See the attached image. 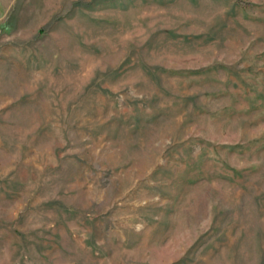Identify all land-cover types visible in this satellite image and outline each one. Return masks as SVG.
Returning <instances> with one entry per match:
<instances>
[{"label":"rangeland","instance_id":"374dc122","mask_svg":"<svg viewBox=\"0 0 264 264\" xmlns=\"http://www.w3.org/2000/svg\"><path fill=\"white\" fill-rule=\"evenodd\" d=\"M0 264H264V0H0Z\"/></svg>","mask_w":264,"mask_h":264}]
</instances>
